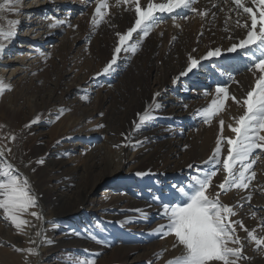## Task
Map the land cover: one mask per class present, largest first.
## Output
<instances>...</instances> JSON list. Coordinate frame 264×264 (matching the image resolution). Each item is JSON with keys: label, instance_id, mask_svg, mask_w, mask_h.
Segmentation results:
<instances>
[{"label": "rangeland", "instance_id": "1", "mask_svg": "<svg viewBox=\"0 0 264 264\" xmlns=\"http://www.w3.org/2000/svg\"><path fill=\"white\" fill-rule=\"evenodd\" d=\"M146 4L141 0L142 7ZM17 7L19 13L0 14L5 30L9 20L19 21L14 36L0 40L4 44L0 80L11 85L0 93V148L5 150L0 161L11 162L28 179L37 197V206L30 211L53 219L47 233L44 220L25 214L30 225L19 232L0 209V264H76L78 260L168 264L182 254L183 247L174 234L156 231L167 223L163 203H180L172 199L171 186L187 185L198 174L197 168L200 175L216 170L206 194L221 193L222 204L235 212L230 219L264 236V152L257 149L249 159L256 162L248 174L256 175L246 189L221 192L219 185L226 176L222 163H203L216 146L220 120L223 135H234L228 125H235L244 108L235 114L238 104L231 97L238 93L243 99L254 86L259 73L254 75L249 68L258 51H228L238 44L236 37L230 43L210 39L211 49H221L219 57L200 59L201 68L184 76L180 74L189 63L181 66L178 75L165 76V63L175 66L180 53L187 55V46L196 50L194 35L179 38L192 19L187 9H178L175 23L171 15L158 13L162 22L138 50L121 51L115 71L97 75L112 59L119 42L116 33L134 26L131 0L119 5L109 0V15L95 30L91 20L96 0H20ZM56 21L65 23L51 27ZM156 38L160 44H155ZM137 39L134 33L130 43ZM200 71L206 73L205 79H198ZM217 86L228 88V100L205 124L197 110L207 106ZM146 110L153 119L141 124L140 115ZM37 116L38 123L25 127ZM226 149L225 143V155ZM41 159L43 163H38ZM113 188L117 192L107 193ZM30 226L37 233L32 235L38 237L36 242L25 235ZM236 235L245 257L237 264H264V246L258 249L238 225ZM41 236L51 243L42 244ZM43 245L49 252L41 257L38 249ZM17 248H35L38 254Z\"/></svg>", "mask_w": 264, "mask_h": 264}, {"label": "snow or ice", "instance_id": "2", "mask_svg": "<svg viewBox=\"0 0 264 264\" xmlns=\"http://www.w3.org/2000/svg\"><path fill=\"white\" fill-rule=\"evenodd\" d=\"M130 0H116V4H128ZM20 0H3L0 2V14L4 12L19 13L17 5ZM135 5V23L125 33H116L118 36V44L114 49L111 61H109L102 70V73L97 75H108L115 71L117 65L118 54L121 51L135 53L143 39L147 37L158 21L162 22V18L158 13H168L171 15L175 23L177 16L175 15L178 9H187L193 13H197L201 17H206L209 12L207 9L199 10L193 5L196 0H164L161 3H154L153 0H147L145 7L141 6V0H131ZM227 3V0H225ZM234 9L240 15H246L248 21L242 25L237 20V25L246 29V36L239 41L238 44H233L228 51H236L237 49L258 51L259 56H252V66L249 71H252L256 76L254 86L249 90L242 100H237L235 96L231 99L238 105L244 108L243 115H240L235 125H228L230 131L234 134L231 137L223 135L224 121L220 120V132L216 140V146L213 153L209 156L204 164L214 163L220 165L222 163L223 170L226 173L224 181L219 185L221 192L228 188L246 189L249 187V182L255 177V172L249 170L256 162L255 159L249 162L253 153L259 149L264 152V0H233ZM249 3L257 5L256 10L248 6ZM216 7V5H213ZM109 15V0H96L95 11L92 16L91 25L93 30L101 23L105 22L106 16ZM213 15H215L213 13ZM4 17L0 15V19ZM19 23L18 20H9L8 29L5 30L0 26V40H7L14 36L13 29ZM65 21H56L50 25L56 27ZM176 27H180L176 24ZM136 33L139 39L134 43H130L133 39V34ZM142 33V35H140ZM4 44L0 42V52L3 51ZM195 51V50H194ZM247 54V53H246ZM221 49L216 48L209 50L206 57H219ZM189 64L186 72L180 75L184 76L187 72L196 68L200 64L193 56L188 57ZM175 83V80L173 81ZM11 85L5 84L0 80V93L5 90H10ZM155 95H159L156 93ZM207 95V93H205ZM228 88L217 86L215 95L207 106L197 110V114L201 116L205 124L210 123L211 119L216 116L223 108L225 99L228 98ZM156 108L160 105L156 104ZM59 119V116H57ZM153 116L150 110H146L143 115H140L141 124L151 121ZM40 121L37 116L25 127H31ZM140 125H137L139 127ZM98 127H103L99 125ZM15 140V136L10 137ZM140 143V142H138ZM226 143V155L223 154V145ZM187 147V146H186ZM10 152L11 150L8 149ZM5 150L0 148V157H4ZM222 157V159H221ZM38 163H43L41 159ZM192 168L193 165H188ZM202 170L197 168L196 175H192L187 185L173 184L171 186V197L173 200H179L180 203H163L162 217L167 219L166 224L158 226L156 231L164 235L174 234L177 244L183 247L181 255L168 261V264H237V261L243 257V244L240 237L236 235V226L244 228L247 233V239L254 242L257 248L264 246V236H257L256 230H248L242 222L233 221L230 217L235 215L232 206L222 204L219 199L221 193L215 196L206 194L210 186L213 176L217 174L216 170L210 173L200 175ZM144 175V173H137ZM251 195L247 199L251 200ZM159 201V197L156 198ZM162 203V202H161ZM37 206V197L33 194L29 181L23 177L15 166L6 160L0 161V209L3 210L4 216L19 232H23L25 226L30 225V221L25 219V214H30L32 217L42 219V216L30 211ZM139 211V210H138ZM39 235V233H38ZM51 243L50 241H47ZM102 242V241H101ZM237 245L230 247L229 245ZM174 245L173 247H175ZM20 252L28 254H38L35 248L16 249ZM71 264V262H70ZM76 264H95L94 260L77 261Z\"/></svg>", "mask_w": 264, "mask_h": 264}, {"label": "bare ground", "instance_id": "3", "mask_svg": "<svg viewBox=\"0 0 264 264\" xmlns=\"http://www.w3.org/2000/svg\"><path fill=\"white\" fill-rule=\"evenodd\" d=\"M158 1L159 2H164V0H158ZM213 5H216V7H213ZM193 6L196 7L197 9H199V10L207 9L209 14L206 17H201L197 13H193L190 10H188L189 13L191 14V19L192 20L188 24V26L183 28L184 32H183V29H182V32L179 31L180 33H183V35H180L179 38H183L182 36H189L190 34L194 35L195 38H196L195 41H194V43L196 44V50L192 52L190 47H188L187 44H186L187 51H188L186 56H185V54L180 53V55H178L177 59L175 60L176 63H177L175 66L170 61H168L167 63H165L163 65V68L165 69L163 71L166 73L165 76H167V74H171V73L175 74V75H178L180 73L179 71L181 70V66L184 63H187V64L189 63L188 62V58H187V56H189V55H191L193 57H194V54H196L195 56L198 55L197 56L198 58L196 57L197 60H200L202 57H206V54H207V52L209 50H214V49H211L208 46V44H210V42H209L210 39H212L215 42L221 41L222 39H224L225 42L230 43V38L236 37V39L238 40V43H239V41L243 38L242 37V33L246 34L247 30L244 29L243 27L238 26L237 25V20L240 21L241 25L245 21H248L249 23H250V21L248 20V17L246 15H240V14H238L237 11L231 10V9L235 8L233 0H227V3H225V0H196V3ZM248 6L253 7L254 10H256V8H257V5H253L251 3H249ZM213 13L215 15H213ZM159 14L162 16V15L168 14V13H159ZM164 27H166V24H164ZM170 29H172V27ZM184 34H186V35H184ZM223 34H224V37H223ZM220 37H222V38H220ZM180 41H182L184 43H188V41H185V40H180ZM154 42H155V44H160L161 43V39H157L156 38V39H154ZM200 68H201L200 65H198L196 67V71H198V69H200ZM200 73L203 76L201 75L198 79H205L206 73H204L202 71H200ZM204 74H205V77H204ZM234 96L238 100H242V97H241L240 94L235 93ZM226 100H228V98ZM237 107L238 108H237V111H236L235 114L239 115V111L243 107L240 106V105H237ZM191 108H192V106H189L187 110H190ZM235 114L233 116H235ZM205 129H207V127ZM110 192L111 193L112 192L115 193V192H117V190L113 188L110 191H108L107 193L110 194ZM49 215H48V217L46 215V217H44L42 219V220L45 221V225L46 226L44 225V230H46L47 233L50 230V226H51V222H52L51 220L53 219L52 217H49ZM53 216H56V215H53ZM33 231H34V228H32L30 226L27 229V232H26L25 235L30 237V238H28V240L30 239V241L33 240L34 242H36V241H38V237H36V238L34 236L32 237V235L35 234ZM35 236H37V233L35 234ZM18 239L21 240L22 238L19 237ZM39 240H40V242L42 244L48 245L46 238L41 236ZM37 243H39V242H37ZM46 247H45V245H43V247L38 249V253H39L38 255H41V257H43L45 255V253L47 254V252H49V251L47 250ZM171 251H172V249H171ZM9 259L10 258H8V260ZM162 260H164V259H162Z\"/></svg>", "mask_w": 264, "mask_h": 264}]
</instances>
